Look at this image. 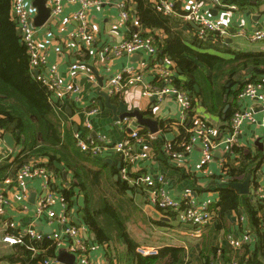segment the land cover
I'll return each instance as SVG.
<instances>
[{"label":"crops","instance_id":"crops-1","mask_svg":"<svg viewBox=\"0 0 264 264\" xmlns=\"http://www.w3.org/2000/svg\"><path fill=\"white\" fill-rule=\"evenodd\" d=\"M25 1L32 9L34 18L38 13L37 8L34 6L35 0ZM119 1L123 0H111L110 3L93 6L86 10L90 22V30L94 32L96 37L95 42L87 46L80 39V36L77 35L80 22L72 17L75 12L82 9V4L72 0H62V11L59 15L55 17L51 15L45 24L40 27L35 26L36 37L45 51L47 60L44 65L37 69L38 75L43 76L50 69L55 68L68 84L79 87L77 92L68 94L65 97L52 94L57 98V102L52 99L51 101L59 120L62 122V131L71 127L73 135L78 131L95 139L104 136L115 142L129 138V130L131 128L127 122L115 119L113 110L105 104V98L101 95L102 92H105L103 87L112 76L123 72L127 68H133L142 76L140 82L130 86L123 93L119 95L108 94L111 97L110 104L117 107V116L139 110L145 118L158 121L160 130L154 134L147 126L137 124L136 118H129L132 125L137 124L140 131L145 130L147 133L142 136V139L136 142L133 141L134 151L146 154V156L138 158L134 163L130 164L132 175L149 174L154 177L163 175L165 180L159 186L171 198L181 202L184 194L189 193L197 205L208 204L217 216L199 227H188V224L181 222L174 215L164 214L152 206L148 200L149 190L147 187H135L126 182L127 188L125 191L118 192L113 181L116 183L119 181L123 182L120 177V170L125 164L124 158L113 150H106L100 156H93L83 153L77 145L76 147L83 155L81 160L82 169L103 173L99 185L88 186L87 190L92 195L95 190L99 191L102 196V204L105 193L107 198L114 204V207L118 209L121 217L120 211L123 209L127 210V214L133 219L135 234L127 228L125 219L123 217L122 219L136 245L157 247L160 250L165 247L182 248L184 251L182 264H205L201 250L203 240L210 230L215 231L222 224V228L214 234L212 239L219 245H228L230 235L240 238L245 233L251 232L248 218L242 210L231 212L227 221L222 223L216 205L220 201L222 187H227L225 184L229 182L223 176L222 164L224 162L227 166L228 164H238L243 160L244 155L254 160L252 167L258 166L254 179L252 178L250 183L249 196L255 198L258 189L264 192V150H261L256 144L263 134L264 111L258 102L250 99L239 100L238 96L236 97L235 104L233 103L235 111L239 108L248 109L254 113L258 122L244 123L242 131L237 136L235 145L231 147L224 142L230 135V121L226 120V113L231 108V104L226 103L221 106L217 102V106H220V112L215 113L210 109L214 102L209 101L205 104L201 94H209L210 87H220L224 84L227 93L225 100H227L231 90H238L239 77L249 79L252 72H259L264 76V70L249 67L242 73L230 78L227 69L221 68L218 71V68L212 67L208 61L206 62L202 58L210 56L214 58L213 61L217 62L220 61L218 58L229 60L238 52H264V43L251 39L254 31L260 28L263 23L264 4L259 9L251 7L232 9L218 5L215 0H199L201 12L221 27L226 28L228 32L225 38L212 39L210 34L205 38H200L198 35V24L186 18L185 12L187 13L193 0H173L180 10L173 15L166 16L169 18L166 28L147 27L142 24L139 28H136L131 18L124 22L121 16L122 8L118 5ZM124 1L126 2V9L129 10L131 15L136 17L135 0ZM150 1L157 6L159 5V0ZM220 1L222 3V0ZM47 4L54 6V0H48ZM182 11L184 14L179 13ZM137 29L148 36L154 33L165 41L170 38L176 45L184 47L186 51L183 52V56L194 63L200 70L201 74L196 71H184L171 54L167 53L161 56L158 53L157 55V61L162 66L173 70V79L170 84L175 85L177 80L182 85L191 80L195 82L193 87L196 97L193 98L192 94L189 93L193 102H195L193 108L194 116L203 122L205 133L208 134L215 144L213 158L207 165H200L203 153L201 140L197 141L189 151H185L179 159L170 158L159 148L160 139H163L164 143L169 145L176 141L177 137L181 136L179 128L185 123H190L193 120V116L189 117L185 122L180 121V109L173 95H167L162 100H156L155 98L154 102L152 101L154 96L144 95L146 86L159 87L164 85V82L157 78V68L152 65L154 61L151 62V56L142 50L135 53H124L117 57L106 56L103 53L102 48L104 45L120 43L129 38L131 33ZM200 55H205V57ZM74 63L80 64L81 68L72 73L71 66ZM250 68H252V71H249ZM33 75L38 77L34 72ZM208 78L213 80L209 81ZM196 85L199 87V91L195 89ZM93 105L99 108L98 112L88 114V110ZM227 106L228 109L225 111ZM87 120L90 122L91 128L85 126ZM15 142V148H10L4 138L3 141H0V162H4L0 169H4L2 176H5L0 180V184H2L0 185V196L5 200L3 211L0 212V264H22L19 261H14L19 258L16 244L5 243L3 237L6 234L13 235L23 232L28 228L35 229L46 236L58 233L62 237L61 239L65 245L62 247L57 246L56 255L52 258H47L51 260V264H66L58 259L61 251L74 254L76 256L74 264H82L84 260H88L90 264H134L133 261L126 258V247L120 243L117 237L119 233L114 235L110 231L115 239L110 243H100L96 240L94 232L84 222V215L81 209L86 207L87 197L85 192L79 187L76 186L74 189L76 194L74 196V204L72 206L68 205L65 212H63L60 201L50 207L58 216L65 213L70 218L69 223L60 222L58 217L50 218L48 209L39 212L42 200L48 194L47 187L43 185V178L40 176L29 177L26 180L25 188L19 185L17 181L18 170L24 162L30 159L15 162L17 156L24 149V143L16 140ZM234 147L240 149L242 153L237 154L234 151ZM3 151L11 153L9 161L4 160ZM37 160L41 163L46 161L41 158H37ZM60 164L64 167L66 175L59 168H57L58 172H55L46 167L56 175V181L50 184L49 190L58 193L63 188H71L75 182L73 172L67 169L63 163ZM80 196L85 198L84 208L78 203ZM127 201L129 202L128 206ZM154 211H158L169 220L161 221L155 218ZM101 217L99 219L100 222ZM108 223L112 224L110 220ZM68 225H74L79 229L85 248L84 252L82 250L80 252L70 250V246H74L76 240L64 233ZM102 226L104 227L103 224ZM247 244L252 251H255L257 240L254 238L252 242ZM237 249L235 248V250ZM38 254L40 252L35 250L34 256ZM23 259L25 264H29L26 257H23ZM262 260L264 262V255ZM234 261L238 262V260L233 259L229 264H233ZM36 264H42V261ZM158 264H165V261H161ZM215 264H223L220 257L216 259Z\"/></svg>","mask_w":264,"mask_h":264},{"label":"trees","instance_id":"trees-1","mask_svg":"<svg viewBox=\"0 0 264 264\" xmlns=\"http://www.w3.org/2000/svg\"><path fill=\"white\" fill-rule=\"evenodd\" d=\"M135 2L136 17H138L142 25L147 27H167L169 18L159 10L155 3L150 0H135ZM222 3L224 6H236L239 9L250 7L259 9L264 4V0H222ZM11 8V0H0V129L3 130V135L8 133L18 142L25 140L24 149L17 156L15 162L41 158L46 161L40 163L39 166H45L55 172H58L55 163H63L67 169L73 172L75 178L71 188H63L59 192L64 202L69 206L74 204V196L76 195L74 189L76 186L84 191L87 201L86 207L81 209V211L84 215V222L94 232L96 240L100 243H110L115 240L111 232L107 231L99 220L101 216H106L116 225L119 233L117 237L120 243L126 247V258L133 261L134 264H158L161 261H165V264H182L184 261L182 248L165 247L161 250L158 249L156 255L150 256H144L139 253V245H136L130 237L118 209L114 207V204L107 198L105 193L101 207L95 208L92 205L93 198L92 194L87 190L88 186L99 185L103 173L82 169L81 160L83 155L76 147L75 134L73 135L71 127L62 131V122L59 120L51 101L52 93L42 83L40 77H35L30 70V55L26 45L22 42L20 30L12 16ZM179 10L178 6L175 5V11L178 12ZM179 13L184 14L183 11ZM151 36L161 56L169 53L184 71H196L201 74L198 67L183 56V52L186 51L184 47L176 45L170 38L165 41L154 33ZM210 37L212 39H221L217 32L210 33ZM200 56L205 57V55ZM202 59L206 62L208 61L212 67L218 68V71L221 68L227 69L230 78L242 73L249 67L264 70V52H238L229 60L218 58L220 61L217 62L213 61L214 58L210 56ZM250 75L249 79L238 78L239 88L237 91L231 90L227 100H225L227 93L224 84L220 87H210L209 94H201L204 103L214 102L210 109L215 113L220 112V106H217V102L221 106L230 103L231 108L226 113V120L230 121L235 113V105L233 107V103L246 84L264 82V76L261 73L252 72ZM208 79L209 81L213 80L211 78ZM194 83V80H191L182 85L178 80L175 81V85L179 89H184L191 93L193 98L196 97L193 87ZM194 105L195 102H193ZM189 115L190 117L194 116V112H190ZM194 125V120H192L179 128L181 136L170 144L171 153H185V144L193 136L191 129ZM139 134L142 137L147 133L145 130H141ZM160 140L159 148L164 153L166 144L163 139ZM234 151L237 154L242 153L237 147H234ZM170 158L172 157L170 156ZM253 163L254 160L252 158L244 155L243 160L238 164H228V171L223 176L229 182H238L247 175H251L254 179L258 166L252 167ZM3 170L0 169V180L5 177L2 176ZM123 182L119 181L116 183L113 181L118 192H124L127 188V183ZM216 208L219 210L222 223L227 221L231 212L242 210L249 221L251 229V232H249L251 234H248L257 240V245L255 251H252L247 243L242 244L237 250L230 243L228 245H219L212 239L214 234L222 228V224H220L217 230H210L203 240L201 254L205 259V264H215L218 257L221 258L223 264H229L233 259L238 260L239 264H264L262 260L264 255V201L258 198L257 194L254 198L249 195H240L237 190L231 187H222L220 201ZM16 248L19 258L14 261L25 264L23 257H26L29 264H36L44 259L54 257L57 251V244L49 238L37 241L25 237L24 243L22 245L16 244ZM35 250L39 251L40 254L34 256Z\"/></svg>","mask_w":264,"mask_h":264},{"label":"built area","instance_id":"built-area-1","mask_svg":"<svg viewBox=\"0 0 264 264\" xmlns=\"http://www.w3.org/2000/svg\"><path fill=\"white\" fill-rule=\"evenodd\" d=\"M73 2H79L82 4V9L73 14V19L80 22L77 35L80 36V39L83 40L87 46H90L95 42L96 37L92 30H90V22L88 20L86 10L93 6H101L104 3H110L111 0H72ZM218 5L224 6L220 0H215ZM12 4V15L15 19L19 30L22 35V42L26 45L28 53L30 55V70L34 72L39 67L44 65L46 60L45 51L42 48V45L39 39L36 37V27L33 24V15L32 9L28 6L25 0H11ZM54 8L52 9L51 15L57 16L62 11V0H54ZM118 5L122 8L121 16L124 22L128 21L130 18L136 28L141 26V23L138 17H135L130 14L129 10L126 9V2L119 1ZM228 7V6H225ZM158 8L164 15H173L175 11V3L173 0H159ZM229 8L237 9L236 6H229ZM186 18L194 21L198 24V35L200 38H205L212 32H217L220 38H225L228 34L226 28L221 27L214 20L206 17L202 12L199 4V0H193L187 13ZM251 39L256 42L264 43V20L260 28L256 29L251 36ZM144 51L151 56L152 65L157 68V78L164 82V85L156 86H146L144 89L145 96H154L156 100H162L167 95H173L178 103L180 109V121L185 122L189 117V113L194 109L193 99L189 92L179 89L176 85L170 84L173 79V70L162 66L157 61V55L159 53L158 47L155 45L154 39L152 36L144 35L139 29L131 33L130 37L124 41L114 44V45H104L102 48L103 53L106 56H121L124 53H135L137 51ZM81 68V65L74 63L71 66L72 73L78 71ZM42 83L47 86L48 90L52 94H57L62 97L67 96L68 94L75 93L79 90V87L72 86L68 84L63 76H61L55 68H52L48 71L47 74L39 76ZM142 80V76L138 74L133 68H127L123 72H119L116 75L112 76L107 83L104 85L103 90L110 95H119L126 91L130 86H133L137 82ZM239 100L250 99L252 101L258 102L261 104L264 111V82H250L240 91L238 94ZM99 108L96 105H93L88 110V114L97 113ZM194 127L192 128L193 136L191 140L185 144V151H189L193 145L201 140L203 143V153L200 161L201 166L207 165L213 158L215 144L210 139L205 130L203 129V122L199 121L200 119L196 116H193ZM123 121L129 124L131 128L130 137L122 141H112L100 136L98 139L93 138L92 136L83 135L80 132L75 133V138L77 145L83 153L90 154L93 156H100L106 150H113L119 153L125 160V164L120 170V177L123 181L135 187H147L149 190L148 200L149 203L160 210L164 214L174 215L181 222L186 224H205L213 220L217 215L215 211L208 204H199L197 205L192 199L191 194L185 193L183 201L179 202L171 198L166 191L160 187L165 178L163 175L154 177L152 175H132L130 170V164L134 163L138 158H143L146 154L137 153L134 151L133 143L142 139L139 134L140 128L138 125H132L129 118H125ZM254 113L248 109L239 108L235 111L232 116L229 126H230V135L225 139V143L233 147L237 141V136L242 131V126L244 123H256ZM263 125V134L261 137L263 146H264V124ZM85 126L91 128L90 122L87 120ZM4 132L0 129V141H3ZM134 141V142H133ZM166 155L171 156L173 159H179L183 154H173L170 151V145L166 144L164 146ZM2 156L4 160H8L11 157L9 151H3ZM41 162L37 159H30L27 162H24L17 173V181L20 186L26 187V180L32 176H40L43 178V185L47 187V196L42 200L40 206V211L48 209V214L50 218H57L62 223H69L70 218L62 213L57 215V213L52 210L50 207L54 205L57 201H60L62 204L63 212L68 208V204L64 202L61 194L55 191H50L49 186L56 181V175L49 171L45 166H39ZM223 174H226L228 167L225 162L222 164ZM159 187V188H158ZM257 196L262 201H264V192L263 190H257ZM5 202L4 198L0 196V212L3 211V203ZM64 233L70 237L75 238L76 244L70 246V250L84 252L85 248L83 246V241L81 239V233L79 229L74 225H68ZM29 237L31 239L41 241L45 238L52 239L56 242L58 247L65 245L62 237L58 233L53 235L46 236L41 232H38L35 229L28 228L27 230L17 233V234H6L3 237V241L10 245L23 244L24 238ZM253 236L248 233H245L240 238L229 236L228 242L234 248H240L242 244L249 243L253 241ZM157 247H150L146 245H140L138 252L144 256L156 255L158 253ZM42 264H51L50 259H44ZM82 264H90L88 260H84ZM233 264H238L237 261H234Z\"/></svg>","mask_w":264,"mask_h":264},{"label":"water","instance_id":"water-1","mask_svg":"<svg viewBox=\"0 0 264 264\" xmlns=\"http://www.w3.org/2000/svg\"><path fill=\"white\" fill-rule=\"evenodd\" d=\"M48 0H35L34 1V6L37 8V15L33 18V24L36 27H40L43 24H45L48 19L51 17V12L52 9L54 8V6H49L48 4ZM20 36L22 35L21 31L19 32ZM249 71H252V68L249 69ZM34 74L36 76L38 75V71L35 70ZM195 89L197 91H199V87L196 85ZM101 95L105 98V104L113 110L114 114H115V119L117 120H124L125 118H136L137 120V124H140L141 126H147L150 131L152 133H157L159 132V125H158V121L156 120H152L149 118H145L143 113H141L139 110H135L133 112H129V113H125L122 114L120 116H117V107L115 105L110 104V100L111 97L105 93L102 92ZM54 102H57V98L55 95H52L51 98ZM152 101H155V97L152 98ZM102 104V103H101ZM102 106V105H101ZM228 109V106L226 107L225 111ZM136 124V125H137ZM130 133L132 132L131 129L129 130ZM78 132V131H76ZM4 140L6 142V144L10 147V148H15L16 142L14 140V137L10 134H5L4 135ZM25 140H22V143H24ZM256 144L261 148V150H264V146L263 143L261 142V139L257 140ZM2 165H4V162H0V168L2 167ZM56 167L59 168L60 170H62L63 174L66 175V172H64V167L62 166V164L56 162ZM252 181V176L248 175L243 181H239V182H227L225 185L227 187H231L235 190H237L241 195H249L250 194V183ZM2 185V184H0ZM78 203L79 205L84 208L85 207V198L84 196H80L78 199ZM155 218L161 220V221H168L169 219L165 216H162L158 211L157 212H153ZM188 227H199L201 226L200 224H188ZM58 259L66 264H74L76 256L74 254H70L66 251H61L59 253Z\"/></svg>","mask_w":264,"mask_h":264},{"label":"rangeland","instance_id":"rangeland-1","mask_svg":"<svg viewBox=\"0 0 264 264\" xmlns=\"http://www.w3.org/2000/svg\"><path fill=\"white\" fill-rule=\"evenodd\" d=\"M93 195H92V205L95 206V208L99 207L101 204H102V196L100 195V192L95 190L94 192H92ZM129 202L127 201V206H128ZM121 214H122V217L125 219L126 221V225H127V228L130 229L131 231H133L134 233V223H133V219L132 217H129V215L127 214V210L126 209H123L122 211H120ZM110 219H108L107 217H101V223L104 225V228L106 230H108L109 232L111 231L114 235H117L118 233V230L117 228L115 227L114 223L112 222V224H109ZM135 234V233H134Z\"/></svg>","mask_w":264,"mask_h":264}]
</instances>
